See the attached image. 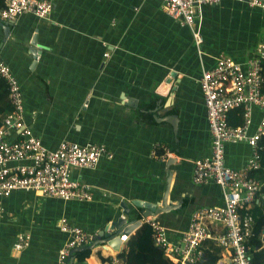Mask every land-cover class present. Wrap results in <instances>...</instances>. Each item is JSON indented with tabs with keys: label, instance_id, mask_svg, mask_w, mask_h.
<instances>
[{
	"label": "crops",
	"instance_id": "obj_1",
	"mask_svg": "<svg viewBox=\"0 0 264 264\" xmlns=\"http://www.w3.org/2000/svg\"><path fill=\"white\" fill-rule=\"evenodd\" d=\"M9 27L7 32L0 26V56L22 85L24 115L34 134L50 149L65 140L100 143L114 156L103 157L93 169L73 170V178L93 186L91 200L32 190L3 197L0 264H57L59 250L72 239L61 230L63 218L96 238L123 214L122 203L131 214L119 233L141 222L124 233L129 237L122 251L136 249L146 209L132 202L160 203L169 157L174 162L168 206L152 217L165 225L172 241L180 240L198 208L223 205L220 185L193 182L194 162L211 154L212 143L200 77L220 52L240 62L253 55L264 39L263 10L237 0L197 6L199 44L190 27L166 13L162 0H54L48 17L24 13ZM261 116L255 108L251 133ZM228 121L239 125V112ZM157 145L160 154L164 147L171 154L153 157ZM250 151L246 142H229L226 163L239 168ZM22 163L30 161L9 165ZM262 198L259 193L256 202ZM222 229L216 225L212 231ZM21 234L29 239L17 248ZM105 239H94L99 243L89 257L73 252L69 264L111 260L118 251ZM217 264H231V252L224 249Z\"/></svg>",
	"mask_w": 264,
	"mask_h": 264
},
{
	"label": "built area",
	"instance_id": "obj_2",
	"mask_svg": "<svg viewBox=\"0 0 264 264\" xmlns=\"http://www.w3.org/2000/svg\"><path fill=\"white\" fill-rule=\"evenodd\" d=\"M4 1L5 6L0 7V21L9 22L15 21L24 13L46 18L54 5V0ZM220 1L222 0H162L166 13L190 27L198 44L203 37L195 28L197 6ZM237 1L264 11V0ZM263 63L264 39L245 62L220 52L216 64L202 72L200 85L212 143L211 154L194 162L193 182H216L222 188L224 203L198 208L178 241H172L168 237L167 228L156 217L141 218L142 222L152 227L155 243L174 262L189 264L198 261L203 253L202 243L213 239L231 252V264H251V253L246 241L252 233L253 216L250 213L241 216L240 209H248L253 205L261 187V182L254 173L261 167L260 139L264 134ZM0 74L7 81L12 103L11 111L0 124V215L3 212L1 199L15 190H32L67 200L93 199V186L73 178L72 172L76 168H95L103 157L113 158V151L105 144H80L67 140L62 141L55 149L48 148L27 123L22 85L1 56ZM239 106L244 109V121L239 125H231L228 121L229 113ZM255 108L261 110L262 116L256 131L251 133ZM229 142H246L251 148L247 161L239 168L226 163V145ZM159 147H154L153 157L164 158V154H171L167 147H164L165 153L160 154ZM24 160H29L30 163L9 165L10 162ZM216 225H221L223 229L213 232L212 228ZM61 230L72 234V239L59 250L57 264H69V256L74 248L91 245L95 239L94 234L71 224L66 218L61 221ZM128 237L129 234L120 235L122 245ZM28 239V235H19L16 247L22 248ZM104 264L126 262L116 255Z\"/></svg>",
	"mask_w": 264,
	"mask_h": 264
},
{
	"label": "trees",
	"instance_id": "obj_3",
	"mask_svg": "<svg viewBox=\"0 0 264 264\" xmlns=\"http://www.w3.org/2000/svg\"><path fill=\"white\" fill-rule=\"evenodd\" d=\"M5 6V1L0 0V7ZM262 76L264 78V63L262 69ZM262 93L264 94V80L262 83ZM12 103L10 100L9 88L6 79L0 74V124L3 122L6 114L11 111ZM233 112H239V123H243L244 109L242 106L233 108L229 115ZM260 153H261V167L255 171V175L261 182V187L257 193L264 194V134L260 139ZM256 196V198H257ZM250 213L253 216L252 233L246 241V246L251 253V264H264V241L262 239L264 233V198L259 202L256 199L253 205L248 208L240 209L241 216ZM136 249L128 252L121 251L117 255L125 260L126 264H180L168 258L162 247L157 245L153 239L152 227L145 223L138 232V240L136 242ZM202 257L189 264H217L222 258V252L225 249L213 239L205 240L202 245ZM77 254L81 258L89 257L90 249L78 251Z\"/></svg>",
	"mask_w": 264,
	"mask_h": 264
},
{
	"label": "water",
	"instance_id": "obj_4",
	"mask_svg": "<svg viewBox=\"0 0 264 264\" xmlns=\"http://www.w3.org/2000/svg\"><path fill=\"white\" fill-rule=\"evenodd\" d=\"M9 21H0V26H2L5 30H7V32L9 31ZM174 162V158L169 157V160L166 162V187H165V191L163 193V195L160 198V203L156 202V201H148L145 202L142 199H135L133 200V205L134 208L136 207L137 209H146L144 211H142L143 216H155L159 211H164L166 210V206H168V196L171 190V181H172V169H171V165ZM121 206L123 207V214L118 216L115 221L113 222V226L110 228L109 231L107 230H103L100 234H98V236H96L95 240L99 239V237H101L102 235L106 236V239L103 240V242H107L110 246H112L114 248V250L116 251H122V241L120 239V235L124 234V233H130L136 226H138L141 222L138 220L135 223H131V224H127V226H125V228L123 229V231L121 233H119V228L121 226H123L124 224L127 223V219L125 215H129L131 214V207L127 206V204L122 203ZM156 213V214H155ZM263 241H264V234L262 237ZM99 242L94 241L91 245L88 246H80V247H76L74 248L69 256V262L71 260L72 254L73 252L79 251V250H87V249H93L95 247L96 244H98Z\"/></svg>",
	"mask_w": 264,
	"mask_h": 264
}]
</instances>
